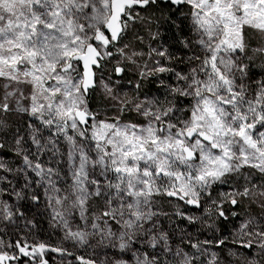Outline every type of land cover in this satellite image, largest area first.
I'll list each match as a JSON object with an SVG mask.
<instances>
[{
	"label": "snow or ice",
	"instance_id": "1",
	"mask_svg": "<svg viewBox=\"0 0 264 264\" xmlns=\"http://www.w3.org/2000/svg\"><path fill=\"white\" fill-rule=\"evenodd\" d=\"M18 219L0 264H264V0H0Z\"/></svg>",
	"mask_w": 264,
	"mask_h": 264
},
{
	"label": "trees",
	"instance_id": "2",
	"mask_svg": "<svg viewBox=\"0 0 264 264\" xmlns=\"http://www.w3.org/2000/svg\"><path fill=\"white\" fill-rule=\"evenodd\" d=\"M164 28H166V25L161 28V31L164 32ZM165 35H168V33L165 32ZM31 205H26V208H30ZM27 219L33 221L36 225L35 228H32L31 224L27 225V229H31V231L35 232L42 240L48 243L56 244L57 243V236L52 232V227L49 225L46 214L44 213L42 207L37 210L28 211L27 212ZM0 228H3L4 230L1 231V235L4 238L8 239H15L16 235L20 231L26 230L25 221L23 219H19L18 221V227L14 228V230H10L9 228H6L5 225H1Z\"/></svg>",
	"mask_w": 264,
	"mask_h": 264
},
{
	"label": "rangeland",
	"instance_id": "3",
	"mask_svg": "<svg viewBox=\"0 0 264 264\" xmlns=\"http://www.w3.org/2000/svg\"><path fill=\"white\" fill-rule=\"evenodd\" d=\"M255 70H256V71H259L258 68L255 69ZM152 91H155V87H154V86L152 87ZM4 155H5V156H10L11 154H10L7 150H5ZM41 207H42V209H43V206H42V205H41ZM44 213L46 214V219H47V221H48V223H49L48 215H47L46 212H44ZM18 221H19V219H18ZM1 225H2V224H0V227H1ZM49 225H50V223H49ZM50 226H51V225H50ZM5 227H6V228H9L10 230H14V228L18 227V222H17V224H8V225H5ZM52 232H54V234L58 235V236H57V237H58V238H57V243H58L59 240H60V238H61L62 233H60L58 229H53V228H52ZM0 235H1V231H0ZM5 239L7 240L8 238H5Z\"/></svg>",
	"mask_w": 264,
	"mask_h": 264
},
{
	"label": "flooded vegetation",
	"instance_id": "4",
	"mask_svg": "<svg viewBox=\"0 0 264 264\" xmlns=\"http://www.w3.org/2000/svg\"><path fill=\"white\" fill-rule=\"evenodd\" d=\"M54 255V254H53Z\"/></svg>",
	"mask_w": 264,
	"mask_h": 264
}]
</instances>
